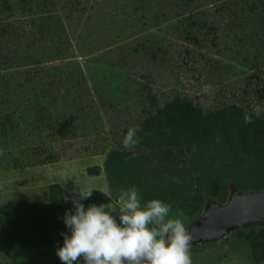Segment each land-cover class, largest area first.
<instances>
[{"label":"rangeland","instance_id":"1","mask_svg":"<svg viewBox=\"0 0 264 264\" xmlns=\"http://www.w3.org/2000/svg\"><path fill=\"white\" fill-rule=\"evenodd\" d=\"M261 91L264 0H0V208L63 203L64 219L80 192L92 190L87 207L135 186L188 227L209 199L264 190ZM129 127L140 139L131 159ZM9 222L0 264H24ZM45 232L23 244L34 264H62L63 236ZM218 246L192 248V264H264V227Z\"/></svg>","mask_w":264,"mask_h":264},{"label":"clouds","instance_id":"2","mask_svg":"<svg viewBox=\"0 0 264 264\" xmlns=\"http://www.w3.org/2000/svg\"><path fill=\"white\" fill-rule=\"evenodd\" d=\"M211 85L204 91L210 92ZM261 109L253 107L245 113L244 123H252L253 114ZM136 127H129L121 143L124 150L134 149L140 139ZM109 199L111 193H104ZM92 190L80 192L73 199L74 211L65 212L64 223L69 233H61L63 245L56 249L62 264H192V237L181 219L171 216V205L159 199L141 203L135 186L120 189L115 203L90 204L81 200ZM177 215H180L179 213Z\"/></svg>","mask_w":264,"mask_h":264},{"label":"water","instance_id":"3","mask_svg":"<svg viewBox=\"0 0 264 264\" xmlns=\"http://www.w3.org/2000/svg\"><path fill=\"white\" fill-rule=\"evenodd\" d=\"M264 226V190L234 191L225 204L211 202L203 215L187 227L191 249L222 244L240 229Z\"/></svg>","mask_w":264,"mask_h":264},{"label":"trees","instance_id":"4","mask_svg":"<svg viewBox=\"0 0 264 264\" xmlns=\"http://www.w3.org/2000/svg\"><path fill=\"white\" fill-rule=\"evenodd\" d=\"M259 93H263L264 95L263 91ZM190 109L191 108H188L187 112L189 115V120L192 121V119H190V117H192V113H191L192 111ZM233 110L238 111V108H236L235 106H232V107L224 109L223 112H230ZM156 115H154V118H153L154 120L157 118ZM254 123L255 121L253 120V122L250 124H254ZM256 124H257V127L259 128L264 127V122L262 121H259ZM121 156H123V154L121 153L117 155L115 154L110 155L109 159L106 161L107 168L109 167L108 165L110 164V161L112 160L121 161V159L119 158ZM119 170H120V173L123 172L121 171V168H119ZM110 177L111 176H109V178ZM51 188L58 189L59 187H51ZM234 191L235 190H232L230 193L232 194ZM62 200H63V197H62ZM201 201L203 202L202 199ZM211 202H214V201L211 199L206 201V208ZM62 213H63V203L59 205L57 204V202H55V204L53 203L52 205L47 206L46 208L35 206V205H25L24 203L9 204V205H5L4 207L0 208V220L7 218L8 220L11 221L9 222L10 223L9 225L10 233L8 234L9 235L8 237L12 239L11 248H13V250H16L17 252H20L19 260L22 263L34 264V263L39 262V259L33 256V249H32V246H30V241L25 242V244H23V241H24L23 237H25L27 234L34 235L35 232H37V229H42V230L46 229L47 231L45 232L46 234L51 235V237L54 238V240H58L59 238L62 237L61 233H67L68 228L66 227L64 223ZM28 217H30V220L27 223V226L23 227V219L24 218L27 219ZM252 227L248 229H240V230L247 231V230H250ZM257 227H264V226L261 225ZM218 245L219 244L214 245V246L219 247ZM197 248H200V247H197Z\"/></svg>","mask_w":264,"mask_h":264}]
</instances>
